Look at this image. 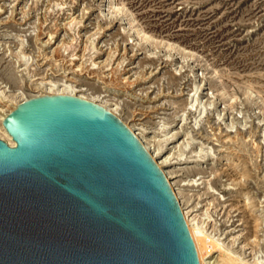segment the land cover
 Returning <instances> with one entry per match:
<instances>
[{"label": "rangeland", "instance_id": "obj_1", "mask_svg": "<svg viewBox=\"0 0 264 264\" xmlns=\"http://www.w3.org/2000/svg\"><path fill=\"white\" fill-rule=\"evenodd\" d=\"M22 45L31 73L56 80L72 77L70 55L83 57L74 84L115 104L171 155L166 167L190 217L206 219L226 243L240 237L238 249L250 237L248 260L260 248L264 256V242L256 244L264 237V225L256 226L264 214V0H0L1 81L14 65L9 49ZM57 47L67 59L45 60ZM91 59L134 85H113L110 72L107 85L93 79ZM123 86L130 92H119ZM230 136L238 143L225 141ZM196 145L203 152H193ZM205 152L211 160H180Z\"/></svg>", "mask_w": 264, "mask_h": 264}, {"label": "water", "instance_id": "obj_2", "mask_svg": "<svg viewBox=\"0 0 264 264\" xmlns=\"http://www.w3.org/2000/svg\"><path fill=\"white\" fill-rule=\"evenodd\" d=\"M0 139V264H200L165 175L114 113L20 104Z\"/></svg>", "mask_w": 264, "mask_h": 264}, {"label": "bare ground", "instance_id": "obj_3", "mask_svg": "<svg viewBox=\"0 0 264 264\" xmlns=\"http://www.w3.org/2000/svg\"><path fill=\"white\" fill-rule=\"evenodd\" d=\"M93 45L95 48L96 47L95 43H93ZM62 51L63 50L61 47L59 48L57 47L52 51L51 53L52 55L50 57L49 54L46 53L44 58L47 61L52 57H54L55 59L56 57H58L59 60H66L68 55L65 56L64 51L63 52ZM9 54L15 59V61H14V65L9 67L5 71L6 80L1 81L0 79V139L4 140L12 147L16 146V142L6 131L4 127V122L7 119V117L14 110H16L20 104L24 103L25 101H28L31 98L47 96V95H70L96 103L99 106L105 108L106 110L114 113L116 116H118L121 119V121L128 127V129L139 139L143 147L146 149V151L155 161V163L160 168L162 173L165 175L168 183L170 184V187L172 188L176 198L178 199L182 213L184 215V218L190 230V234L194 241L200 264H264V260H263L264 256L262 254L261 248L260 250L259 249L255 250V252L253 253L254 256L252 260H248V258H246L244 248H246L245 246L250 243V237L244 239L245 241L244 240L243 241L245 242L244 243L245 245L242 246V248L238 249V247H236V243L240 237H233L232 242L230 241V243L229 242L226 243L224 242L225 240L223 239V237L217 232V230H214L213 233L208 232L209 230L207 229L206 219L197 221L196 217H192V218L190 217L189 212L186 210L187 209L185 206L186 203L185 201L182 200L183 197L180 191H178L175 188V185L171 182L172 173L167 169L168 167H166L167 160L170 158L171 155L164 157V151H163L164 149L161 144L158 143L157 146L154 147V145L151 144L152 142L146 139L147 137L145 133L142 131L140 127H138L137 124L131 125L130 122L123 120V118L118 114V109L115 107V104H113L112 102L108 100H100V95L95 96V95H90L89 93L86 94L83 90L77 88L76 84L74 83L76 77L82 74V71L84 70L83 67L84 62L82 61L83 57L80 56L79 60L75 61L76 60L74 59L75 55H70V57L72 58L71 60L73 62L72 77L66 75L67 78L70 77L69 80L65 79L66 77L56 80L50 76H37L38 74L31 73L30 67L28 66L30 56L27 55L26 52L23 50V45L21 47L10 48ZM100 63L101 62H96L95 59H91L90 61L89 67L91 68L88 69L86 73L89 75H93L94 76L93 79L98 81L100 80V82L102 81L101 82L102 84L107 85L105 81L106 80L105 77H109L111 74L110 83L113 82L112 83L113 85L115 84L117 86H120V83L123 82L125 84H128V86L134 85L135 82L130 80L129 77H126V72L123 73L117 72L113 70L112 67L110 70L107 69L105 70L107 66H105V68H100L99 66ZM95 66H98L99 70H95L94 69ZM107 72L108 73L110 72V74L107 75ZM123 88L124 89H122L121 87L118 88V91L130 92L129 88L124 86ZM240 134L241 133L239 131L237 135ZM241 138H243V135ZM169 139H166V141ZM225 141L238 143L239 139L231 138L230 136V139L229 140L225 139ZM184 144H186L185 139L182 142H179V144H177L179 151L182 150V146ZM255 146L257 149H259L258 143H256ZM194 150L195 151L193 152L195 153L201 152L202 147L200 145H196ZM233 151L225 154L222 158H220L219 161L222 162V165L228 164L229 160H231V156L233 155ZM180 156H181L180 160L182 161V164H188V163L198 164L200 163V161L206 162L207 160L212 159L211 157L212 155L209 154L208 152H205L204 155L195 156V157L194 156L186 157L184 156L183 153ZM250 205L252 206L251 203L246 201V208H249ZM257 222L258 225L256 226L258 227V229L259 227L262 228L264 225V214L262 210L259 211V214L257 215ZM261 231L262 229L260 230V233ZM256 238H259L258 243L256 242V244H260V241L264 242V237H256ZM254 242L255 241L251 243Z\"/></svg>", "mask_w": 264, "mask_h": 264}]
</instances>
